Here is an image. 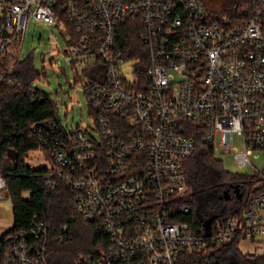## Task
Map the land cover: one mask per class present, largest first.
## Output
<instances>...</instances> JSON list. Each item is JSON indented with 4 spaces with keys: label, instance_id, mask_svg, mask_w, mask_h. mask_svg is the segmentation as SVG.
Masks as SVG:
<instances>
[{
    "label": "built area",
    "instance_id": "1",
    "mask_svg": "<svg viewBox=\"0 0 264 264\" xmlns=\"http://www.w3.org/2000/svg\"><path fill=\"white\" fill-rule=\"evenodd\" d=\"M29 18L66 35L61 51L82 84L90 120L70 128L56 118L34 123L33 150L48 161L45 191L66 182L79 216L107 237L96 253L61 264H210L199 256L233 238L255 246L243 252L237 243L243 253L264 257V190L241 215L195 225L174 219L190 211L178 198L198 137L215 154L250 164L264 184V170L250 159L264 151V0H249L235 20L203 0H0V84L23 85L15 67ZM126 18L137 20L147 49L130 70L123 63L132 57L117 43ZM2 198L10 195L0 173ZM7 230L0 264H56L47 257V224Z\"/></svg>",
    "mask_w": 264,
    "mask_h": 264
},
{
    "label": "trees",
    "instance_id": "2",
    "mask_svg": "<svg viewBox=\"0 0 264 264\" xmlns=\"http://www.w3.org/2000/svg\"><path fill=\"white\" fill-rule=\"evenodd\" d=\"M248 3L249 0H225L224 6L215 11L235 20L245 15ZM124 21L117 43L127 50L128 57L145 58L147 49L137 20ZM95 66L104 69L101 64ZM15 71L23 85L0 84V173L6 180L13 215V225L7 232L28 230L33 222L47 224V257L56 264L70 262L81 253H96L100 245L107 243V237L79 216L73 204L74 190L59 180L56 193H47L43 185L46 166L33 168L26 162L37 137L34 123L59 117L51 99L41 92L42 98L34 100L29 89L31 81L42 72L34 65L33 56L20 61ZM118 124L117 130L121 131L127 121L122 118ZM260 180L258 173L226 170L213 146L198 137L194 151L185 160L186 191L178 198V203L189 206L190 211L174 219L195 225L214 217L241 215L252 196L264 190V184L258 185ZM237 243V238L213 243L199 257L208 259L210 264H264V257L243 253Z\"/></svg>",
    "mask_w": 264,
    "mask_h": 264
},
{
    "label": "rangeland",
    "instance_id": "3",
    "mask_svg": "<svg viewBox=\"0 0 264 264\" xmlns=\"http://www.w3.org/2000/svg\"><path fill=\"white\" fill-rule=\"evenodd\" d=\"M213 10L224 6L225 0H203ZM66 35L62 34L53 23H47L35 18H29L24 33L21 60L29 55L33 56L34 65L42 72L31 81L30 86L44 93L51 99L58 109V117L65 128L76 125L85 126L89 123L88 104L81 82L75 80V73L66 61V54L61 51L66 44ZM135 58L123 63L124 70H130ZM234 145L240 150L242 142L237 136ZM216 157L220 159L224 168L232 173H254L250 164L239 166L233 159V154L218 150ZM252 163L260 170H264V151L250 155ZM26 162L36 168L47 165L48 161L41 150L28 152ZM13 225L12 203L7 198L0 199V232ZM243 252H253L255 246L247 239L238 243Z\"/></svg>",
    "mask_w": 264,
    "mask_h": 264
},
{
    "label": "water",
    "instance_id": "4",
    "mask_svg": "<svg viewBox=\"0 0 264 264\" xmlns=\"http://www.w3.org/2000/svg\"><path fill=\"white\" fill-rule=\"evenodd\" d=\"M235 192H236V194H237L238 196L241 195V193H238V189H237V188H235ZM225 197H229V194H226ZM209 221H210V219L208 220V222H209Z\"/></svg>",
    "mask_w": 264,
    "mask_h": 264
}]
</instances>
